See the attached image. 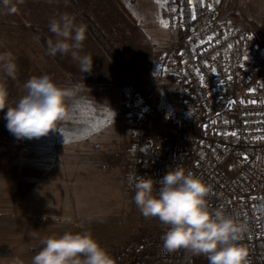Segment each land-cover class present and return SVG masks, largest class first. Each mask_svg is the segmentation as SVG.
<instances>
[{"label": "built area", "instance_id": "obj_1", "mask_svg": "<svg viewBox=\"0 0 264 264\" xmlns=\"http://www.w3.org/2000/svg\"><path fill=\"white\" fill-rule=\"evenodd\" d=\"M165 15L176 39L159 62L175 87L176 122L162 121L154 101L128 85V189L135 195L138 176L159 180L174 167L192 172L211 186L210 208L247 223L249 262L264 261V51L222 15L219 0H166ZM155 120L167 135L150 129ZM162 235L125 242L112 255L116 264H193L199 257L162 251Z\"/></svg>", "mask_w": 264, "mask_h": 264}, {"label": "rangeland", "instance_id": "obj_2", "mask_svg": "<svg viewBox=\"0 0 264 264\" xmlns=\"http://www.w3.org/2000/svg\"><path fill=\"white\" fill-rule=\"evenodd\" d=\"M10 3L16 4V0H10ZM32 6L33 0H24L23 4H16L14 14L0 8V53L12 52L18 65L16 80L0 72V85L6 86L12 104L26 93L24 83L33 75H43L42 66H48V60L38 56L32 40V16L29 15ZM219 8L225 18L246 29L259 49L264 51V0H219ZM165 9L166 0H114L113 5L103 11V29L111 41V47L108 46L115 51L114 56L107 53L109 58L121 70L124 69L123 62L128 68L125 88L130 83L139 86L158 106L161 120L175 124V87L159 62L161 53L170 50L176 39V31L160 23L166 21ZM115 56L119 63L113 60ZM6 112L7 108L0 111V120ZM150 129L167 135L166 126L160 120L153 121ZM28 140L18 139L10 133L8 152L0 158V166L5 161L10 166L8 178L0 168V264H31L43 239L66 231L80 232L78 229L81 228L77 216L51 217L48 209L55 206L54 202L45 201L40 206L33 199V185L28 182L31 179L17 183L21 179L17 177L15 162L22 157L28 159L25 152ZM168 146V141L161 145L163 149ZM145 149L144 157L147 158L149 146ZM127 173L128 165L119 185L89 186L91 197L83 202L80 212L78 209L84 217L81 219L89 225L88 232L111 255L129 240L164 232L157 218H145L135 205L134 195L127 186ZM18 188L22 193L17 192ZM92 192L96 194L92 195ZM249 264H264V261L252 259Z\"/></svg>", "mask_w": 264, "mask_h": 264}, {"label": "clouds", "instance_id": "obj_3", "mask_svg": "<svg viewBox=\"0 0 264 264\" xmlns=\"http://www.w3.org/2000/svg\"><path fill=\"white\" fill-rule=\"evenodd\" d=\"M23 2L16 0V4ZM16 4L0 0V8L8 14L17 11ZM48 30L55 40L47 39V54L70 55L80 72L90 73L92 56L80 54L87 38V25L78 22L74 13L64 11L49 18ZM0 72L17 79L18 65L12 52L0 53ZM23 87L26 93L12 104L6 86L0 85V111L7 108L4 116L7 129L18 139L59 132V126L69 117V101L79 94L80 85L64 87L43 74L33 75ZM134 191L133 200L141 214L157 218L164 228L162 251L171 254L183 250L193 256H205L208 264H249V250L243 243L247 223L223 208H210L212 188L200 177L174 167L159 180L138 176ZM41 244L31 264H116L114 257L88 231L51 235Z\"/></svg>", "mask_w": 264, "mask_h": 264}, {"label": "crops", "instance_id": "obj_4", "mask_svg": "<svg viewBox=\"0 0 264 264\" xmlns=\"http://www.w3.org/2000/svg\"><path fill=\"white\" fill-rule=\"evenodd\" d=\"M113 2L33 0L29 12L33 25L32 40L38 49V56L48 60V66H42L41 72L64 87L79 84L80 91L69 101V117L61 123L59 132L53 131L47 136L27 141L28 150L25 152L28 159L22 157L15 162L17 177L21 179L17 183H26L31 179L28 182L33 185V199L40 206L45 201L54 202L55 206L48 209L51 217L77 216L80 232L88 231L89 227L79 213L83 202L91 197L89 186L121 184L128 165L127 148L131 138L123 124L128 68L123 62L124 69L121 70L97 38V35L100 36L111 47L103 29V11ZM64 11L74 13L78 22L87 25V38L80 54L92 56L90 73L80 72L78 63L70 55L61 56L58 53L51 57L47 54V39L52 37L55 40L54 34L48 30L49 18ZM6 125L7 121L1 119L0 158L8 152L10 143L11 132ZM0 168L6 172L4 176L10 177L8 161ZM20 189H17L19 194L22 193ZM94 192L92 195L96 194Z\"/></svg>", "mask_w": 264, "mask_h": 264}, {"label": "trees", "instance_id": "obj_5", "mask_svg": "<svg viewBox=\"0 0 264 264\" xmlns=\"http://www.w3.org/2000/svg\"><path fill=\"white\" fill-rule=\"evenodd\" d=\"M97 38L101 42L102 47L109 54V56H114V54H113L114 52H113V50L110 49L108 44L100 36L97 35ZM113 60H115L117 63H119L116 56L113 57ZM194 263L195 264H208V260L206 257H200V258L195 259Z\"/></svg>", "mask_w": 264, "mask_h": 264}, {"label": "snow or ice", "instance_id": "obj_6", "mask_svg": "<svg viewBox=\"0 0 264 264\" xmlns=\"http://www.w3.org/2000/svg\"><path fill=\"white\" fill-rule=\"evenodd\" d=\"M159 2V0H158ZM160 23L162 24L163 27L167 28L169 26V23L165 20H161ZM254 103V101H252ZM232 135H235V133H233Z\"/></svg>", "mask_w": 264, "mask_h": 264}]
</instances>
